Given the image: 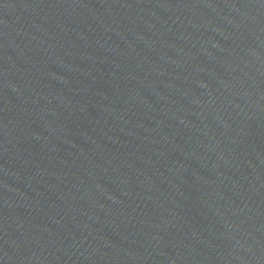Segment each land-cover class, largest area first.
I'll return each mask as SVG.
<instances>
[{"label": "water", "instance_id": "95a60500", "mask_svg": "<svg viewBox=\"0 0 264 264\" xmlns=\"http://www.w3.org/2000/svg\"><path fill=\"white\" fill-rule=\"evenodd\" d=\"M0 264H264V0H0Z\"/></svg>", "mask_w": 264, "mask_h": 264}]
</instances>
